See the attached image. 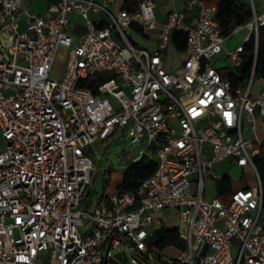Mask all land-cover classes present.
<instances>
[{
  "label": "built area",
  "instance_id": "1",
  "mask_svg": "<svg viewBox=\"0 0 264 264\" xmlns=\"http://www.w3.org/2000/svg\"><path fill=\"white\" fill-rule=\"evenodd\" d=\"M32 1L0 0V264H111L121 245L166 264H264V92L251 94L254 67L233 86L231 70L213 61L239 60L249 41L256 51L264 0H247L249 18L228 29L246 33L230 51L217 7L202 0H185L164 21L153 0L115 9L117 0H46L43 13L30 12ZM75 17L83 35L69 33ZM129 29L154 36L155 48L137 47ZM172 31L186 39L177 71L165 68ZM118 133L144 145L129 161L146 157L155 169L134 192L98 193L90 154ZM225 162L249 169L254 184L226 203L216 192L204 199L203 173L215 182ZM168 208L185 240L174 257L147 244Z\"/></svg>",
  "mask_w": 264,
  "mask_h": 264
},
{
  "label": "rangeland",
  "instance_id": "2",
  "mask_svg": "<svg viewBox=\"0 0 264 264\" xmlns=\"http://www.w3.org/2000/svg\"><path fill=\"white\" fill-rule=\"evenodd\" d=\"M244 5L247 6V0H241ZM46 0H35V4L31 8V13H40L43 9H45ZM93 18H98L105 20L104 14L93 15ZM86 32V28L83 25L82 21L78 18L73 23L70 22L69 33L73 35H83ZM245 29H241L237 33L230 34L224 41V48L226 51H230L235 48V46L242 40L245 36ZM130 37L133 38L134 43L137 47L141 46L140 36L132 35L131 33H127ZM185 57V53H178V56L174 59L172 66L169 65V68L173 71H176L178 68V63ZM214 64L216 67L220 68L222 71L227 72V70H231L234 73H238V67L241 62V58L236 61H231L230 59H226L225 53H222L215 57ZM66 65V51L64 48H60L57 53V57L53 63V67L51 70V77L58 80L61 74L64 72ZM259 78L255 77L254 85L256 86ZM245 137H250V132L248 130L244 131ZM125 137H122L120 133L114 135L112 140L109 142H104L102 144H97L95 147L96 150L90 154L95 163V171L92 172V180H93V188L96 192L104 191L105 194L111 190V186L119 182L121 178L122 171L124 170L126 164L129 162L132 156L137 155L140 151L144 149V145L141 144L139 146H131L126 133ZM4 147V141L0 136V151ZM223 166V165H222ZM110 172V175L108 173ZM214 172L218 174H224L230 177L232 181L233 187H236L240 180L245 181L247 184H252V177L250 173H243L240 168L236 166H215ZM189 180H194L196 175H190ZM203 181H204V190L205 196L204 199H209L215 195V185L214 182L210 179L208 175V171L203 173ZM174 209H165L160 211L157 217L161 220V225H157L156 228L160 226L165 227H174L177 224V219L175 218ZM84 221H88L87 217H84ZM150 238H153V235H150ZM183 239V238H182ZM114 254L119 253L120 257L117 258L118 264H166L163 260L159 259H147L145 255L137 252L132 247H124L119 246L118 249H115ZM48 255L44 253V255ZM45 262L47 264H53L49 258H46ZM44 264V263H43Z\"/></svg>",
  "mask_w": 264,
  "mask_h": 264
},
{
  "label": "trees",
  "instance_id": "3",
  "mask_svg": "<svg viewBox=\"0 0 264 264\" xmlns=\"http://www.w3.org/2000/svg\"><path fill=\"white\" fill-rule=\"evenodd\" d=\"M129 1V0H128ZM126 0V4L128 3ZM205 5L216 6V20L222 31V34L228 35L230 27L244 23L250 15L248 6L244 5L241 0H202ZM135 0H133V3ZM125 4V6H126ZM133 7V6H132ZM130 7V8H132ZM185 34L181 31H172L171 44L178 52L185 51ZM254 67V76L264 79V27L258 33V46L256 51L253 47V42L249 41L244 45V50L241 53V62L238 67V73L228 71L226 77L232 83H243L251 74ZM260 173L264 178V162H257ZM156 162L148 160L146 157L131 162L129 161L122 171L119 182L111 186V190L107 194L118 192H134L140 182L150 176L155 169ZM109 175L110 172L108 171ZM215 190L219 198L226 203L229 200L232 191V181L229 176L224 175L221 179L214 182ZM106 188L104 189V191ZM264 205V202H263ZM153 238H148L147 244L149 248L161 252L166 247H173L178 250L185 248L184 240L178 235L175 227L160 226L153 233ZM111 264H118L113 262Z\"/></svg>",
  "mask_w": 264,
  "mask_h": 264
},
{
  "label": "crops",
  "instance_id": "4",
  "mask_svg": "<svg viewBox=\"0 0 264 264\" xmlns=\"http://www.w3.org/2000/svg\"><path fill=\"white\" fill-rule=\"evenodd\" d=\"M128 1V0H127ZM154 3H155V14H156V17L159 21H164L167 13L172 10L173 8H181L184 4V1L185 0H153ZM124 3L126 4V0H117V5H115L113 8L115 9L119 3ZM133 3V0H129L128 3L126 4L127 7H132L135 5L132 4ZM35 4V0H33L31 2V5H30V12H31V8L32 6ZM45 7H46V4H45ZM45 11V9H43L40 13H43ZM77 18L75 17V20ZM131 33L132 35H137V36H140V39H141V46L140 47H143V48H146L148 50H153L155 48V37L154 36H145V35H141L139 33H137L135 30H132V29H129L127 30V33ZM129 36V35H128ZM130 37V36H129ZM130 39L132 40V42L134 43V40L132 37H130ZM135 44V43H134ZM178 53H181V52H178L175 50V48L171 45L165 52V68L168 69V70H171L169 68V65L172 66L174 65L173 64V61L174 59L178 56ZM182 53H185V51H183ZM185 58V57H184ZM183 58V59H184ZM182 59V60H183ZM182 60L178 63V68L182 62ZM215 61V60H213ZM215 65V64H214ZM177 68V70H178ZM176 70V71H177ZM173 71V70H171ZM254 85V83H253ZM259 92H264V80L259 78L258 80V83L256 84L255 87L252 86V89H251V94L252 95H256L258 94ZM223 165V166H222ZM216 166H221V167H226V166H232L230 163L228 162H225V163H222V164H219V165H216ZM241 171L243 173L247 172V173H250L251 177H252V181L254 184V177H253V174L252 172L249 170V169H241ZM224 176V174H221ZM245 183V181L243 180H240L239 184L236 186V187H233L232 185V190L233 189H236L237 187H240L242 186V184ZM247 184V183H245ZM251 184V185H252ZM250 185V184H248ZM159 214V213H158ZM157 214V215H158ZM175 215V214H174ZM176 218V216H175ZM177 219V218H176ZM161 225V223L159 224ZM176 226V225H175ZM174 226V227H175ZM184 240V239H183ZM185 242V240H184ZM180 250L176 249V248H173V247H166L165 249H163L161 252L162 254H164L165 256L167 257H174L178 254Z\"/></svg>",
  "mask_w": 264,
  "mask_h": 264
},
{
  "label": "water",
  "instance_id": "5",
  "mask_svg": "<svg viewBox=\"0 0 264 264\" xmlns=\"http://www.w3.org/2000/svg\"><path fill=\"white\" fill-rule=\"evenodd\" d=\"M93 192H94V189H91L89 191V196L84 200L83 205L85 207H89L90 206V204H91V195L93 194Z\"/></svg>",
  "mask_w": 264,
  "mask_h": 264
}]
</instances>
